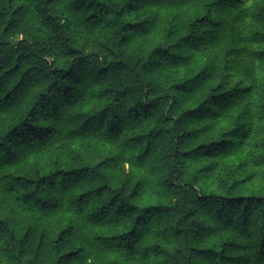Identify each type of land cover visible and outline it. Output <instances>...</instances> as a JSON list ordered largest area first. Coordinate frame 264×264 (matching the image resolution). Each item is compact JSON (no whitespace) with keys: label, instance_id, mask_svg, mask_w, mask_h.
Returning a JSON list of instances; mask_svg holds the SVG:
<instances>
[{"label":"trees","instance_id":"obj_1","mask_svg":"<svg viewBox=\"0 0 264 264\" xmlns=\"http://www.w3.org/2000/svg\"><path fill=\"white\" fill-rule=\"evenodd\" d=\"M0 264H264V0H0Z\"/></svg>","mask_w":264,"mask_h":264}]
</instances>
